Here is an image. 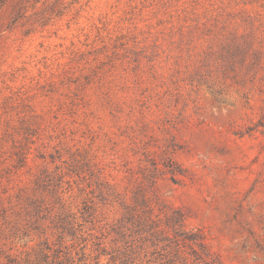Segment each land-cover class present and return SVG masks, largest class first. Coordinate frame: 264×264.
<instances>
[{
    "label": "rangeland",
    "instance_id": "374dc122",
    "mask_svg": "<svg viewBox=\"0 0 264 264\" xmlns=\"http://www.w3.org/2000/svg\"><path fill=\"white\" fill-rule=\"evenodd\" d=\"M43 242L264 264V0H0V258Z\"/></svg>",
    "mask_w": 264,
    "mask_h": 264
},
{
    "label": "trees",
    "instance_id": "16d2710c",
    "mask_svg": "<svg viewBox=\"0 0 264 264\" xmlns=\"http://www.w3.org/2000/svg\"><path fill=\"white\" fill-rule=\"evenodd\" d=\"M23 129L28 131L27 128ZM17 147L15 146L14 156L16 160L13 166L19 169L28 164L29 150ZM35 201L37 200L30 199V204L34 209L37 208ZM181 218V215L174 218L167 217L166 221H172V223L175 222L180 225ZM61 239L63 238L61 237ZM63 247H53L48 242H43L39 251L24 260H20L12 253H4L3 258H0V264H165L164 262H157L158 258L156 260L147 258L148 255L160 256L155 251L150 252V254L144 253L143 256L146 260H142L135 249L128 247L123 249L107 248L103 244H98L91 248L86 243L79 245L77 250L70 247L73 248V251L69 250L67 246Z\"/></svg>",
    "mask_w": 264,
    "mask_h": 264
}]
</instances>
